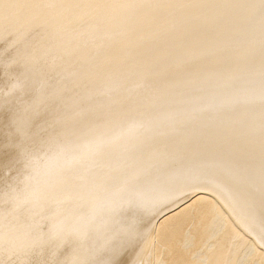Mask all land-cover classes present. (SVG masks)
Returning <instances> with one entry per match:
<instances>
[{
    "label": "bare ground",
    "instance_id": "6f19581e",
    "mask_svg": "<svg viewBox=\"0 0 264 264\" xmlns=\"http://www.w3.org/2000/svg\"><path fill=\"white\" fill-rule=\"evenodd\" d=\"M0 183V264H264V0H0Z\"/></svg>",
    "mask_w": 264,
    "mask_h": 264
},
{
    "label": "snow or ice",
    "instance_id": "6c2138e0",
    "mask_svg": "<svg viewBox=\"0 0 264 264\" xmlns=\"http://www.w3.org/2000/svg\"><path fill=\"white\" fill-rule=\"evenodd\" d=\"M24 129L25 125L22 123L20 130L24 131ZM57 235L60 236L59 233ZM135 237L136 229L134 224L124 229L117 228L112 231L111 235L106 237L104 244L93 259L78 262L67 258L64 260L53 258L48 261H42L40 264H120L119 255L126 246L133 243ZM60 239L63 240L64 237L60 236ZM53 257H55V253H53Z\"/></svg>",
    "mask_w": 264,
    "mask_h": 264
},
{
    "label": "rangeland",
    "instance_id": "374dc122",
    "mask_svg": "<svg viewBox=\"0 0 264 264\" xmlns=\"http://www.w3.org/2000/svg\"><path fill=\"white\" fill-rule=\"evenodd\" d=\"M18 176V172L15 171H11L9 173H6V177L7 178H16ZM1 184V183H0ZM5 188V187H4ZM4 188H0V192L4 189Z\"/></svg>",
    "mask_w": 264,
    "mask_h": 264
}]
</instances>
